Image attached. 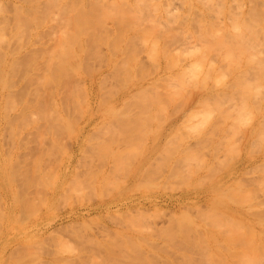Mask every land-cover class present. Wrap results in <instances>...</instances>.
Here are the masks:
<instances>
[{
	"label": "rangeland",
	"instance_id": "obj_1",
	"mask_svg": "<svg viewBox=\"0 0 264 264\" xmlns=\"http://www.w3.org/2000/svg\"><path fill=\"white\" fill-rule=\"evenodd\" d=\"M159 1L163 3L159 11H170L167 27L175 35L170 41L171 47L176 49L180 42L190 47L202 41L198 37L200 22L195 19L189 21V18L195 10L201 12L199 6L212 0H195L197 5L194 8L184 0ZM135 2H122L120 8L127 13L129 22L137 13L146 21L145 26L149 27L153 24L154 12L148 6L144 9L135 6ZM109 3H113V0H108L104 5ZM229 5V12L220 14L216 9L210 10V16L220 24L224 22V26L243 17L249 20L255 7L264 8V0H230ZM9 8V19L13 21L15 7L11 5ZM112 21L110 18V30L117 27ZM59 22H50L53 29L49 23L47 27L41 26L35 41L19 51V57L15 54L22 62L18 70L8 67L10 60L7 57L11 54L6 56L5 51H0V75L5 68L8 78L7 85L0 83V264H264V67L260 68L264 66V54L261 51H243L246 55L243 66H247L243 70L241 68V73L238 66L241 63L236 65L238 58L227 56L228 51L227 54L225 51H204V54L208 53V61L203 58L205 56L201 51H194V55L193 51H162L159 54L158 51H149V42L144 40V35H139L131 40L137 51H114L107 42H100L98 46H101L99 48L100 53H103L102 59L105 58V62L102 60L104 63L100 62L99 54L98 57L93 55L95 51L90 52L92 55L88 62L86 56L90 53L85 55L88 51L85 54L82 51L81 58L78 54V57L74 56L77 60L71 57V64L74 62L77 66H86L88 62V67L76 66L77 71L74 69V74H70L67 81L65 74L73 71L71 69L75 65L72 64L67 72L63 69L65 73L62 74L61 70V78L58 82L55 80L57 84L52 82L44 86V75L49 72L51 74V71L55 73L50 70L49 63L56 61L58 56L55 54H59V51L55 54L51 51L61 37L63 21L61 24ZM56 23L61 25V32L57 30L59 25L56 26ZM53 25L57 27L56 33ZM55 34L59 35L58 39ZM18 44L15 38L8 43L11 47ZM39 49L44 51H35ZM252 49L259 50L257 47ZM84 55L87 59L85 62ZM153 56L159 62H155ZM62 57L59 54V58ZM201 57L203 63L207 61L205 65L200 63ZM127 58L131 59L130 62ZM107 59L109 63H106ZM139 63L148 64L151 71L148 66L142 67ZM188 63H192L189 68L186 66ZM211 63L216 66L215 69L211 66L214 73L209 69ZM191 67L193 72L189 71ZM207 67L211 75L203 70ZM232 67L237 68L236 72ZM237 71L241 75L237 76ZM103 73L110 74H104L103 79ZM174 74L177 79L174 78L175 82L172 83L169 80ZM242 74L247 79H242ZM183 76H187L185 83L190 85L191 81L193 83L197 80L199 85L191 84L193 87L190 88L181 83ZM154 77L160 81L168 79L170 84L182 86L179 88L185 95L189 89L191 92L184 96L186 98L184 94L174 97L176 85H169L171 90L168 87V94L169 90L173 91L170 96L165 90L169 83L162 81L163 85H160L158 81L154 82ZM235 79L241 88L244 84L243 88L252 86V90H256L257 95L251 94L254 92L252 90L249 94L254 99L248 96L249 90L248 93L240 87L241 90H236L239 84ZM230 81H235L233 84L236 83V88L231 86ZM147 84L151 87L149 90L145 88L146 92L155 94L161 91L162 98H165V92V99L169 101L166 107L163 101V104L158 101L157 105L154 104L160 99L159 94L158 99L151 100L154 94L149 98V92H142ZM50 87L53 93L48 91ZM138 88L142 91L135 95L134 91H138ZM185 88L188 89L186 92ZM261 89L262 94H259ZM224 91L229 97H223ZM232 91L241 92L240 96H244L242 92L245 95L247 93V98L251 99L246 100L245 96L244 99L247 103L252 100L250 108L255 107L253 112L250 110L245 113L244 106H241L244 99L237 97L239 93L233 97L230 94ZM198 92L201 98H208L200 102L201 98L194 96ZM143 94H148L145 96L147 99L143 98L144 102L150 101L148 105H154L150 109L148 105L143 107L146 104L141 101L135 102L137 99L143 100ZM44 95L51 96L48 102ZM23 102L29 105L24 106ZM160 105L164 106L162 111L157 110ZM257 105L261 114L256 113ZM203 106L210 109H202ZM112 108L117 109V112ZM138 108L142 111L146 109L144 112L151 111V114L147 113L144 119L141 117L144 113ZM46 109L52 113L47 115ZM205 109L210 110L211 115H208V111L204 113ZM248 112H252V116ZM145 123H149L150 127L147 128ZM254 127H258L257 130L254 131ZM158 131L163 132L160 134ZM156 135L159 137L155 138V142L153 137ZM124 150L126 153H122ZM155 154L160 158H156ZM145 167L148 168L147 172ZM27 168L35 182L32 180L29 187L30 182L25 185L26 178H23L29 175L26 173V176L21 177L23 171L28 172ZM10 177L11 181L8 180ZM61 193L67 195L66 198H60ZM215 208H219V211ZM177 215H180L181 220ZM188 216L196 224H189ZM222 217H225L227 225ZM228 217L234 221L229 223L231 226L233 223H236L235 227L238 226L231 233L232 241L226 238L225 232L220 233L222 227H231ZM186 218L189 221L186 220L187 225L184 226L185 223L183 225L180 222ZM219 223H222V227L218 226L220 231L217 233ZM196 225L202 228L197 230ZM249 225L256 233L262 232V235L251 233L248 236L244 231L248 230L246 226ZM230 229L234 231L233 227ZM213 235L215 237H211ZM36 236L37 244L38 240H44L41 245L33 242ZM129 236H135L136 241H132ZM137 238L143 240V243L146 241V244L142 243L141 247ZM212 238L217 241L220 239L219 242L223 244L216 243ZM253 239L259 245L255 251L247 244L254 242ZM132 243L136 247L133 249L137 251L129 248ZM218 243L226 246L222 252L224 256L216 248ZM227 244L235 246L237 253H232L233 248L229 251Z\"/></svg>",
	"mask_w": 264,
	"mask_h": 264
},
{
	"label": "bare ground",
	"instance_id": "obj_2",
	"mask_svg": "<svg viewBox=\"0 0 264 264\" xmlns=\"http://www.w3.org/2000/svg\"><path fill=\"white\" fill-rule=\"evenodd\" d=\"M108 0H23V1H20V0H0V51H5V54H6V56H7V54H11V56H9V57H7V59H9L10 61H9V66L8 67H10V68H13V69H15V70H18L19 68H20V66H21V64H22V62L20 61V59L18 58L19 57V51L21 52V51H23L24 50V48H25V46L27 45V44H29V43H31V41H35V39H36V37H37V35H38V30L40 29V27L41 26H45V27H47L48 25L50 26L51 25V21L52 22H54V24H55V21L57 22H61V21H63V22H61V23H63V24H61L60 22H59V24H61V25H63L62 27H61V25H59L58 23H56L57 25L56 26H58V28L57 27H55V25H53L54 26V32H55V30H56V28H57V30H59V32H61L60 30L61 29H59L60 27L62 28V33L60 34L61 35V37H59L60 39H59V41L57 40L56 41V43H57V45L56 44H54L56 47H53L54 45H51L52 47H53V49L51 50V46L48 48L49 50H51V51H53V53L54 52H58L59 51V54H61V56L63 55V57L62 58H59V54L58 53H54L56 56H58L57 57V60L56 61H52L51 63H49V67H50V70H53V71H55V73L54 74H52V71H51V74H50V72H49V74H45L44 75V77H43V80H42V82L44 83L43 85L44 86H46V84L47 85H49L50 83H54L55 82V84H57V82H58V79L59 78H61V70H62V74L63 73H65V72H67L69 69H71L72 68V64L74 63H72L71 64V60H72V58L74 57V56H76L77 54H78V56L80 55V53L83 51H85L84 52V54L86 53V51H88L85 55H87V54H89L91 51L93 52V51H95V53L93 54L94 56L96 55L97 56V54H99L98 56L101 58L100 59V62L104 59V62H105V58H103L102 59V55H103V53L101 52L100 53V48L99 47H101V46H98L99 45V43L100 42H107V44H109L110 46H111V48H112V50H114V51H125V52H127V51H137L136 49V47L134 46V48H133V46H132V44H131V40H133V39H136L137 37H139V35H144L143 36V38H144V40L145 41H148L149 42V51H154V52H157V53H159L160 54V52H168V51H181V53H182V51H193L192 52V54L194 53V54H196L195 52L196 51H201L202 52V54H204V53H206V51H228V54H227V52H226V54H227V56H229L230 55V57H234V56H236V59L238 58V60L237 61H239V62H236V65H238V64H240V65H238L239 67H240V70H241V68H242V70L243 69H245L246 68V66L247 65H244L243 66V62L246 60V58H245V54H244V52L243 51H261V53L262 54H264V46H262V45H264V37H261V35H259V31H261V33H263L264 34V8H262V9H257V7H255V9L250 13V15H251V18L248 20V19H246L245 17H243L242 19L241 18H239V19H237V20H235L231 25H228V26H224V22H221V24L219 23V22H217V21H215V20H213V17H211L210 16V14H209V12H211V11H213V10H217L218 12H220V14L222 13V12H229L230 11V5H229V2H230V0H212L211 2L210 1H207V3H205V5H202V6H199V9H200V13H197L196 12V10L194 11V14H193V16L192 17H190L189 18V21H192L193 19H195V20H197V21H199L200 22V24L198 25V28H199V30H200V32H199V38L202 40L200 43H195L193 46H190L189 47V45H187V44H184L183 42H180V45L179 46H177V48L176 49H174L175 47H171V45H170V41H171V39L173 38V37H175V35H174V33H172L171 32V30L167 27V24H169L170 23V18H169V16H170V11H167V13L165 12V11H159V9L162 7V5H163V3L162 2H160L159 0H136V2H135V6H139V7H141V8H146L147 6L154 12V14L152 15V20H153V24H151L149 27L148 26H145L146 25V21L142 18V17H139L138 16V14L137 13H135L134 15H133V18L130 20V22L128 21V15H127V13L125 12V11H123V10H121V8H120V5H121V3L122 2H133L134 0H113V3H109V4H107V5H104L106 2H107ZM198 1V0H197ZM201 1H203V0H201ZM184 2L185 3H188V4H190L191 6H192V8H194V6H196L197 4H196V2H195V0H184ZM247 2H249V1H247ZM13 6L14 5V15H13V21H11L10 19H9V12H10V8H9V6ZM58 9H56V8ZM56 9V10H55ZM211 10V11H210ZM62 11H63V13H62ZM214 13V12H213ZM59 15H61V16H59ZM110 18H112L113 19V21L112 22H114V24H116L117 25V27H115L113 30H110V28L111 27H109V20H110ZM49 23V24H48ZM48 24V25H47ZM47 25V26H46ZM50 28H52L51 26H50ZM53 29V28H52ZM112 29V28H111ZM56 33V32H55ZM58 33V32H57ZM260 33V34H261ZM54 34V33H53ZM55 35H57V34H55ZM58 36L59 35H57V37H56V39H58ZM38 37H40V36H38ZM13 38H15L16 40H18L19 41V44H18V46H16V47H11V46H9L8 45V43L13 39ZM103 42V43H104ZM106 44V43H105ZM103 47V46H102ZM107 47V46H106ZM252 47H257V48H259V50H254V49H252ZM103 49V48H102ZM107 49H109V48H107ZM106 50V49H105ZM35 51H44V49H39V50H35ZM97 51H99V52H97ZM103 51H104V49H103ZM107 51H109V50H107ZM195 51V52H194ZM205 51V52H204ZM236 51H239V52H236ZM60 52H62V53H60ZM174 52V53H175ZM204 52V53H203ZM18 54V57L16 56L17 54ZM48 53H51V52H49L48 51ZM181 53H180V55H181ZM186 53V52H185ZM184 53V54H185ZM222 53V52H221ZM224 53V52H223ZM16 54V55H15ZM54 54H52V55H54ZM58 54V55H57ZM101 54V55H100ZM126 54V53H125ZM128 54V53H127ZM136 54H138L137 52H136ZM155 54V53H154ZM153 54V55H154ZM168 54V53H167ZM170 54V53H169ZM193 54V55H194ZM208 54V53H207ZM207 54H204V56L205 57H203V58H207ZM54 55V56H55ZM85 55H84V62L85 61H87V59H88V62H89V60H90V57H91V55H92V53H90L89 54V56H86L87 57V59H86V57H85ZM135 55V54H134ZM171 55H172V53H171ZM176 55H177V53H176ZM179 55V54H178ZM183 55V54H182ZM199 55V54H198ZM55 56V57H56ZM78 56H76V57H78ZM82 56H83V54H82ZM97 56V57H98ZM102 56V57H101ZM128 56V55H127ZM151 56H152V52H151ZM161 56V55H160ZM175 56V55H174ZM72 57V58H71ZM76 57H74L73 59H75ZM80 58H81V55L79 56ZM138 57H140V56H138ZM137 57V59H140V58H138ZM153 57H155V62H159V61H157V60H159V59H157L156 60V56H153ZM157 57H159V56H157ZM164 57V56H163ZM168 57H170V55L168 56ZM166 58H167V56H166ZM165 58V59H166ZM172 57H170V59H171ZM177 58V57H176ZM180 58V57H179ZM202 57H201V64L204 62L202 59H203ZM56 59V58H55ZM128 60V62H130V58H127ZM136 59V58H135ZM197 59H198V57H197ZM75 60H77V58L75 59ZM109 60H111V58L109 59ZM109 60L107 59V61H106V63L108 62L109 63ZM140 60H142V59H140ZM180 60V59H179ZM178 60V61H179ZM207 61H208V58L206 59ZM132 61H134V59L132 60ZM131 61V62H132ZM153 61V60H152ZM172 61V60H171ZM176 61V60H175ZM177 61V62H178ZM203 61V62H202ZM207 61H205V63H203L204 65L206 64V62ZM77 62H79V61H77ZM76 62V63H77ZM80 62H83V61H80ZM87 62V63H88ZM103 62V61H102ZM101 62V63H102ZM103 62V63H104ZM137 62H139V61H137ZM234 63H235V61H233ZM87 63H85L86 64V66L85 65H81L82 67L83 66H85V67H88V65H87ZM105 63V64H106ZM112 63V62H111ZM114 63H115V61H114ZM140 63H142V61L140 62ZM139 63V65H143V64H145V63H143V64H140ZM166 63V62H165ZM164 63V64H165ZM180 63V62H179ZM182 63H183V61H182ZM184 63H185V61H184ZM238 63V64H237ZM78 64V63H77ZM80 64V63H79ZM115 64H117V63H115ZM137 64V63H136ZM172 64H174L173 62H172ZM192 64V63H191ZM191 64H189L188 63V65H186L188 68H189V65H191ZM229 64V63H228ZM75 64H73V66H74ZM110 65H112V64H110ZM114 65V64H113ZM138 65V64H137ZM158 65V67H159V65L160 64H157ZM181 65V64H180ZM204 65L202 66V68L204 67ZM264 65V64H263ZM48 66V65H47ZM77 65H75L74 67H73V69H71V70H73L72 72H70L69 71V73L66 75L65 74V76H67V77H65V78H67V81L69 80L68 78L69 77H71L72 76V73L73 72H75V70L74 69H76V71H77V68H81V66L80 65H78L77 66V68H75ZM114 66H116V65H114ZM114 66H112V67H114ZM148 66V64L147 65H143L142 67H147ZM182 66V65H181ZM185 66V64H184V67H186ZM211 66L212 67H214V69L216 68V66L214 65L213 66V64L211 63L210 64V68L209 69H211V71L212 70H214L213 68H211ZM237 66V67H238ZM242 66V67H241ZM131 67H133V65H131ZM161 67V66H160ZM159 67V68H160ZM166 67H167V64H166ZM174 67V66H173ZM173 67H171V68H173ZM175 67H177V66H175ZM180 67V66H179ZM183 67V68H184ZM186 67V68H187ZM230 67V66H229ZM243 67H245V68H243ZM261 67H264V66H260V68ZM134 68V67H133ZM202 68H200V72L202 71ZM218 68V67H217ZM65 70V72H64V70ZM138 69H140V66H139V68ZM169 69V68H168ZM177 69V68H176ZM192 69V67L189 69V71H192L193 72V70H191ZM233 69H235L234 67H232V70ZM237 69V68H236ZM236 69H235V72H236ZM239 69V68H238ZM3 70V72L1 73V75H0V83L2 84V85H7L8 84V78H7V74H6V69L5 68H3L2 69ZM46 70H47V68H46ZM142 70V69H141ZM148 70H150L151 71V69L149 68V66H148ZM178 70V69H177ZM184 70H186V69H184ZM203 70H205L206 72H208V75H211L212 74V72L211 71H209L208 70V67H207V69H203ZM242 70H241V73H243L242 72ZM247 70V69H246ZM245 70V71H246ZM143 71V70H142ZM145 71V73L147 74L148 72H146V70H144ZM171 71V70H170ZM174 71V70H173ZM187 71H188V69H187ZM186 71V72H187ZM204 71V72H205ZM216 71V73H217V70H215ZM219 71V70H218ZM47 72H48V70H47ZM113 72V71H112ZM152 72H153V70H152ZM174 72H176V70L174 71ZM179 73L181 72V71H178ZM177 72V73H178ZM185 72V71H184ZM183 72V73H184ZM199 72V73H200ZM206 72H205V74H206ZM209 72H211V73H209ZM235 72H233L234 73V75H235ZM238 72V71H237ZM247 72V71H246ZM156 73V71H154V74ZM161 73V72H160ZM159 73V74H160ZM163 73V72H162ZM178 73V74H179ZM214 73V72H213ZM241 73L239 74V72L237 73V76H239V75H241ZM70 74H71V76H70ZM74 74V73H73ZM108 75V74H110V73H103V75ZM164 74V73H163ZM168 74H170V73H168ZM167 74V75H168ZM176 74V73H175ZM175 74H174V76H175ZM186 73H184V75H185ZM239 74V75H238ZM244 74H245V72H244ZM244 74H242V79H247V78H244ZM105 75L103 76V79L105 78ZM148 76L150 75V74H147ZM167 75H165V76H167ZM177 75V74H176ZM180 75H182V74H180ZM233 75V76H234ZM48 76V77H47ZM156 76H158V74L156 75ZM170 77V79L171 80H169L170 82H172V81H174L175 82V79H177V76H175V77ZM232 76V77H233ZM262 76H263V80H264V75L262 74ZM159 77V76H158ZM158 77H156V78H158ZM162 77H164L163 75H162ZM187 77V76H186ZM184 78V76L182 77V80H183V82H181V83H185V80L187 79V78ZM196 77H198V75H196ZM208 77H211V76H208ZM236 77V76H235ZM64 78V79H65ZM166 78V77H165ZM168 78H169V76H168ZM173 78V79H172ZM175 78V79H174ZM225 78H228L227 76L225 77ZM148 79H152V78H148ZM155 81V83L158 81V83L160 84V85H163L162 84V81H160L161 79H160V77H159V79L157 80V79H155V77L153 78ZM198 79V78H197ZM233 79V78H232ZM236 79H238L239 80V77H237ZM235 79V81H236V83L238 82L237 80ZM57 82H56V81ZM66 80V79H65ZM78 80H80L79 78H78ZM134 80V79H133ZM160 81V82H159ZM167 82V83H169V81H168V79L167 80H164L163 82ZM195 82L197 81V80H194ZM227 82L229 81V80H226ZM235 81H233V83L235 82ZM241 81V80H240ZM79 82H81V80L79 81ZM78 81H77V83H79ZM130 82V81H129ZM128 82V83H129ZM134 81H132L131 83H133ZM165 82V83H166ZM188 82V81H187ZM195 82H193L192 83V81H191V84H193V86H194V84L196 85V84H198L197 82L195 83ZM223 82V81H222ZM221 82V83H222ZM231 82V81H230ZM229 82V83H230ZM242 82V81H241ZM244 82V81H243ZM153 83V82H152ZM173 83V82H172ZM188 83H190V81L188 82ZM232 82H231V86H233L234 84H233ZM236 83H235V85H236ZM244 83H246V82H244ZM54 84V85H55ZM79 84H82V83H79ZM190 84V85H191ZM201 84H202V82H201ZM201 84H200V86H201ZM223 84V83H222ZM222 84H221V86H222ZM226 85H227V83H225ZM237 84H239V83H237ZM172 85V84H167V87H166V91H167V89H168V87L170 88V90H171V87L170 86ZM176 85V84H175ZM175 85H172V87L173 86H175ZM182 85H184V84H182ZM185 85H187V86H190L189 84H187V83H185ZM185 85H184V87H185ZM199 85V84H198ZM198 85L197 86H195V87H198ZM230 85V84H229ZM234 85V87L236 88V86ZM241 84H239V86H237V88H241V86H240ZM243 85V87L245 86L244 84H242ZM193 86H190V88H192ZM200 86H199V88H200ZM230 86V87H231ZM151 87V86H150ZM150 87H149V85L147 84L146 85V87L144 86V88H143V91H142V89L140 90L139 88V90L137 91L136 89V91H134V93H135V95H136V93H141V91L142 92H146V90H149L150 89ZM180 87V86H179ZM177 85H176V87H174L175 89H176V93H175V91H174V93H173V95H174V97H177V95L178 96H182L184 93H182L181 91H183V90H181L180 91V88L182 87H180L179 88ZM183 87V88H184ZM204 87H205V85H204ZM234 87H232V88H234ZM241 88L242 89V91H245L246 90V92L248 93V90L250 91V90H252V86H250V87H247V89H245V88ZM47 88H49L48 86H47ZM46 88V90H48ZM57 88H58V86H57ZM145 88H146V90H145ZM163 88H164V86H163ZM174 88H173V90H174ZM179 88V89H178ZM186 88H188V87H186ZM184 89V91L185 90H188V89ZM202 88H203V86H202ZM206 88V87H205ZM205 88H203V89H205ZM207 88H209V87H207ZM220 88V87H219ZM229 88V87H228ZM236 89L237 91H239V90H241V89ZM249 88V89H248ZM210 89V88H209ZM225 88H223L222 90H224ZM52 90H53V88H52ZM169 90V93L171 94L173 91H170ZM180 91V92H177V91ZM190 90V89H189ZM188 90V92H186V95L187 94H189V92H191V90L189 91ZM198 89L196 88V91H197ZM206 90V89H205ZM229 90V89H228ZM226 91V92H228L229 93V91ZM231 90H234V89H231ZM230 90V91H231ZM49 92L51 91V87H50V90H48ZM127 91H129V89L127 90ZM207 91V90H206ZM205 91V92H206ZM252 91H256L255 89L254 90H252ZM150 94H149V98H151V96L150 95H153L154 94V92H151V91H148ZM148 92H146V93H148ZM161 91H159V92H157V93H155L153 96H152V98H151V100H153V99H155L156 100V98H157V95H158V98H160L159 100H156V102H155V100L154 101H152L151 103L153 104V102H155L154 104H156L157 105V101L158 102H160L161 103V101H163L164 102V106L166 107V105H167V103L169 102V101H167V99H165L166 98V95H165V92L163 93V95L165 96V98H162V96H160V93ZM193 92V91H192ZM202 91H200V93H201ZM208 92V91H207ZM225 91H224V93H222V94H225L226 93ZM233 92V91H232ZM251 93V91L248 93V96H250L251 98L253 97V99H254V96H252V95H249L250 93L251 94H256L257 95V92H255V93ZM51 93H53L52 91H51ZM50 93V94H51ZM133 93V94H134ZM177 93H179V94H177ZM210 93V92H209ZM235 93H239L238 95L239 96H237V94H235ZM233 92V93H230V94H232L233 95V97H235V96H237V97H242V99H244L245 97H246V100H248V98L249 99H251L250 97H248L247 98V93H246V95L242 92V95H244V96H240V94H241V92ZM259 94H262V89H261V91L260 92H258ZM145 94V93H144ZM143 94V96L141 97L142 99L147 95L148 96V94H146V95H144ZM167 94H168V91H167ZM170 94H168V95H170ZM193 94V93H192ZM192 94H190V96L192 95ZM196 94V93H195ZM194 94V96H195V98L198 96V97H200V94H199V92L195 95ZM203 94V93H202ZM52 95V94H51ZM167 95V96H168ZM185 94L183 95V97L184 96H186ZM235 95V96H234ZM89 96V95H88ZM146 96V97H147ZM154 96H156L155 98H153ZM160 96V97H159ZM171 96V95H170ZM189 96V97H190ZM194 96H192V98L194 97ZM206 96H209V97H211L209 94L207 95L206 94ZM229 97V95H224L223 97ZM51 96L50 95H44V98H45V101H49V98H50ZM145 97V98H146ZM263 98H264V90H263V96H262ZM157 98V99H158ZM181 98V97H180ZM184 98H186V97H184ZM183 98V99H184ZM195 98H193V100L195 99ZM201 98V97H200ZM205 98V99H204ZM204 98H201L200 99V102L201 101H204V100H206L208 97H204ZM221 98H222V96H221ZM16 99V98H15ZM147 99V98H146ZM162 99H165V101L164 100H162ZM189 99V98H188ZM204 99V100H203ZM220 99V98H219ZM17 100V99H16ZM23 100V99H22ZM25 100V99H24ZM174 100V99H173ZM186 101H188L187 99H185ZM193 100H192V102H193ZM199 100V99H198ZM246 100L244 99V101L242 100V102L243 103H245V105L248 107L247 109H246V106L245 105H243V103H242V107H243V109L244 110H246L245 111V113L247 112V111H252L253 110V108H255V107H253L252 109L250 108L251 107V101H250V103L248 102H246ZM28 101V100H27ZM142 102V103H144V104H146L145 106H143V107H146L148 104H150V101H149V103H148V101L147 102H144V99L143 100H141V99H137V101H135V102ZM175 101H176V98H175ZM175 101L173 102L174 104H175ZM190 101V100H189ZM219 101V100H218ZM29 102V101H28ZM27 102V104L25 103V102H23L24 103V106H25V104L26 105H29V103ZM46 102V103H47ZM116 102V101H115ZM134 102V103H135ZM167 102V103H166ZM199 102V101H198ZM37 103V102H36ZM36 103H35V106H36ZM114 103V102H113ZM142 103H139V104H142ZM159 103V104H160ZM48 104V103H47ZM144 104H142V105H144ZM161 104H163V103H161ZM172 104V103H171ZM250 104V106H248ZM252 104H254V103H252ZM256 104V103H255ZM21 105V104H20ZM37 105H39V104H37ZM49 105V104H48ZM116 105V104H115ZM114 105V106H115ZM142 105H141V107H142ZM156 105H155V107H156ZM30 106H31V104H30ZM51 108H52V106L51 105H49ZM110 106V105H109ZM114 106H113V108H114ZM149 106V105H148ZM147 106V107H148ZM152 106V105H151ZM151 106H149V109H150V107ZM154 106V105H153ZM152 106V107H153ZM164 106L162 105V107H163V109H164ZM172 106V105H171ZM170 106V107H171ZM254 106V105H253ZM259 105H257V112H256V110H255V112L257 113V114H261V112L259 113V111H258V109L260 110V108L258 107ZM27 107V106H26ZM29 107V106H28ZM140 107V106H139ZM140 107V108H141ZM162 107H161V105L157 108V110H160V111H162L163 109H162ZM169 107V106H168ZM204 107H206V109L208 108L207 106H203L202 107V109L204 108ZM241 107V108H242ZM111 108V107H110ZM109 108V109H110ZM112 108V109H113ZM117 108V107H116ZM140 108H138V110L140 109ZM263 108V107H262ZM50 109V108H49ZM49 109L47 110V111H49ZM144 109V108H143ZM152 109V108H151ZM162 109V110H161ZM205 109V111H204V113H206L207 111H208V115H211V112H210V110H206ZM208 109H210V108H208ZM25 110V109H24ZM27 110V109H26ZM25 110V111H26ZM113 110H115L116 112H117V109H113ZM113 110H111V111H113ZM144 110H146V109H144ZM144 110L142 111L141 109L139 110L140 112H143L144 114H141V113H139V114H141L140 116L141 117H144V119H146L145 118V115L146 116H148L149 114H151V113H149V112H151V111H149V112H144ZM153 110V109H152ZM238 110H239V108H238ZM262 110V109H261ZM46 111V114L47 115H50L51 113H50V111L49 112H47ZM115 111L113 112V113H115ZM138 111V112H139ZM253 112V111H252ZM250 113V112H248L251 116H252V114L253 113ZM264 112V111H263ZM33 113H35V112H33ZM36 113H37V111H36ZM147 113H148V115H147ZM210 113V114H209ZM244 113V114H245ZM255 113V114H256ZM207 114V113H206ZM244 114H243V116H244ZM254 114V115H255ZM256 114V115H257ZM264 116V115H263ZM143 119V118H142ZM244 119V118H243ZM149 121V120H148ZM256 122V121H255ZM162 124V123H161ZM172 124V123H171ZM171 124H169V125H171ZM145 125H148V127L147 128H149L150 126V124L148 123H145ZM168 125V124H167ZM253 126V125H252ZM255 126H257V122H256V125ZM161 127V126H160ZM169 127V126H168ZM177 127V126H176ZM176 127H175V129H176ZM256 128H258V127H254V131H255V129ZM160 129V128H159ZM165 130V129H164ZM257 130V129H256ZM167 131V130H166ZM165 131V132H166ZM173 131H174V129H173ZM160 134H161V132H163V131H158ZM157 132V135H159L160 136V134ZM164 132V133H165ZM169 133V135H171L170 133L171 132H168ZM156 135V136H157ZM168 135V136H169ZM142 136H143V134H142ZM153 137L154 138V140L153 141H157L156 139H158V137L159 136H157V137ZM162 137H163V134H162ZM156 138V139H155ZM163 141V140H162ZM150 142H152V140L150 141ZM160 143V142H159ZM151 144V143H150ZM153 145V144H152ZM161 145V144H160ZM160 145H159V147H160ZM164 145H166V143L164 144ZM158 148V147H157ZM150 150H151V148H150ZM149 150V151H150ZM156 150V149H155ZM157 150H159V149H157ZM123 152H125V150L124 151H122V153ZM152 152V151H151ZM155 152V151H154ZM126 153V152H125ZM156 153V152H155ZM161 155H163V153H160ZM157 155H159V153L157 154ZM160 156V155H159ZM159 156H157L158 158H160ZM128 157V156H127ZM130 157H131V155H130ZM133 157V156H132ZM155 157H156V154H155ZM154 157V158H155ZM156 157V158H157ZM135 158V157H134ZM152 158V157H151ZM149 159H150V157H149ZM140 160V159H139ZM145 164V163H144ZM143 164V165H144ZM136 165V164H135ZM141 165H142V163H141ZM150 167H153V166H150ZM155 167V166H154ZM153 167V168H154ZM139 168V166L137 167V169ZM145 169V172H147V167H145L144 168ZM144 169H143V171H144ZM27 170H28V168H27ZM26 171V170H25ZM25 171H23L22 172V170H21V174H23L21 177H23V176H26V173H27V176L28 177H23V178H26L25 179V183H27V184H25V185H28V183H29V185H28V187L30 186V184H32L31 182H32V180H33V182H34V179H31V177H33L34 178V176H32L31 175V177H30V174L31 173H29L30 171L28 170V172H25ZM150 172V170L148 171V173ZM29 173V174H28ZM145 175H146V173H145ZM147 175H149V174H147ZM232 175V174H231ZM16 177V176H15ZM38 177V176H37ZM36 177V178H37ZM233 177V176H232ZM4 178V177H3ZM28 178H30V181L28 180V181H26ZM35 178V179H36ZM11 177H10V179H8V180H10L11 181ZM229 179V178H228ZM230 180V179H229ZM226 181H227V179H226ZM35 183V182H34ZM51 183V182H50ZM54 184H55V182H54ZM12 185V184H11ZM24 185V184H23ZM56 185V184H55ZM13 186V185H12ZM27 186H26V188H28ZM58 195H59V193H58ZM61 195H62V193H61ZM66 196L67 195H62V196H60V198H66ZM8 198V197H7ZM71 198H68L67 200H70ZM60 200V199H59ZM56 204V203H55ZM9 205V204H8ZM29 206V205H28ZM26 207L27 209L29 208V207ZM55 206V205H54ZM212 206V205H211ZM211 206L209 207V209H211ZM215 206V205H214ZM157 207V206H156ZM155 207V208H156ZM160 207V206H159ZM216 207H218V206H216ZM11 208V207H10ZM158 208V207H157ZM156 208V209H157ZM214 208V207H213ZM212 208V209H213ZM219 208H215V210H217V212L219 211L218 210ZM8 210H9V208H8ZM141 210V209H140ZM14 211H15V209H14ZM25 211V210H24ZM185 212V211H184ZM183 212V216L185 217V213ZM215 212V211H214ZM216 212V213H217ZM8 213V212H7ZM15 213H16V211H15ZM190 217L192 216V215H190L189 213H187ZM181 216H182V213L180 214ZM179 215V216H180ZM10 216V215H9ZM178 216V215H177ZM178 216V217H179ZM182 216V217H183ZM188 216V217H189ZM220 216H223V215H220ZM187 217V218H188ZM188 218L189 220H190V222H189V224H191L192 225V223H195V221L193 222V220H195V219H193V216L191 217V218ZM8 218V217H7ZM181 217H179V219H180ZM187 218L186 219H184L185 221H183V222H180V220H178L180 223H183V225H184V223H185V225L184 226H186L187 225V223H186V220H187ZM222 218H224V222H226L225 223V225H227V221H225V217H222ZM229 218V221H228V224L229 223H231L232 221H233V219H232V217H228ZM228 218L226 219V220H228ZM183 219V218H182ZM189 220H187V221H189ZM192 220V221H191ZM231 220V221H230ZM259 221H262V220H259ZM234 222V221H233ZM198 223V222H197ZM196 224V223H195ZM233 224H234V226H233ZM232 224V226L231 227H229L228 228V226L226 227V228H224V229H222L223 227H222V223H219L218 225H217V227L220 225V227H222L221 229H220V227H218V231H217V233H219V231L220 230H223V231H220V233L221 232H225L226 233V238L227 239H229L230 241H232V237H233V235H231V233H234L235 232V228H237V227H235V224L236 223H233ZM26 226V225H25ZM198 225H196L195 226V228L198 230V228L199 229H201L202 227H199V226H201L200 224H199V226L197 227ZM233 227V229H234V231L233 230H231L230 228H232ZM235 227V228H234ZM28 228V227H27ZM22 229H23V227H22ZM220 229V230H219ZM238 229V228H237ZM246 229H248V230H245L244 232L246 233V234H248V236H251L252 234L251 233H253L254 235H256V234H261L262 235V232H258V233H256V231H255V229L253 228V229H251V226L249 225V226H246ZM24 230V229H23ZM0 231H1V229H0ZM26 231V230H25ZM32 231H34V230H32ZM213 232V231H212ZM27 233V232H26ZM36 233V232H35ZM214 233V232H213ZM213 233H211V234H213ZM224 233V234H225ZM3 234V233H2ZM28 234H29V232H28ZM125 234H126V232H125ZM128 234V233H127ZM223 234V233H222ZM24 235H25V232H24ZM36 235V234H35ZM34 235V236H35ZM40 235V234H39ZM260 235V236H261ZM0 236H1V234H0ZM30 236V235H29ZM38 236V235H37ZM37 236H36V238H35V240L33 241V242H35V244H37L36 243V239H37ZM41 236V235H40ZM220 236V235H219ZM30 237H33V236H30ZM39 237V236H38ZM122 237H124V234L122 233ZM125 237L126 238H128V236L127 235H125ZM130 237V236H129ZM211 237H215L214 235L213 236H211ZM222 237V236H221ZM26 238H29V237H27L26 236ZM40 238V237H39ZM38 238V239H39ZM41 238H43L44 239V237H42L41 236ZM218 238V237H217ZM222 238H224V237H222ZM221 238V241L223 240ZM242 238H245L246 239V237L245 236H242ZM255 238V237H254ZM30 239V238H29ZM130 239L132 240V241H136V237L135 236H131L130 237ZM212 239H214V240H216L215 238H212ZM127 240V239H126ZM137 240H138V238H137ZM213 240V241H214ZM254 240V239H253ZM8 241V240H7ZM32 241V240H31ZM44 242V240H42V239H40V240H38V244L39 245H41L43 242ZM140 241H141V244H140ZM145 241V240H144ZM219 241H220V239H219ZM219 241H215L216 243L217 242H219ZM250 241H251V239H250ZM6 242V241H5ZM4 242V243H5ZM128 242V241H127ZM138 242H139V245H141V247L143 246V244L145 245L146 244V241L143 243V240H138ZM148 242V241H147ZM215 242H214V244H215ZM246 242V241H245ZM245 242H244V244H245ZM4 243H2V244H4ZM41 243V244H40ZM143 243V244H142ZM219 243H222V242H219ZM217 244L216 245V248H218L219 250H220V252H221V254H222V256H224L223 255V250H225V245H221V244ZM231 243V242H230ZM250 243V242H249ZM249 243H247L249 246H250V249L251 250H253V251H255L257 248H258V244H256V241L254 240V242L252 241L251 242V244H249ZM30 244V243H29ZM37 244V245H38ZM134 243H132V246H129V248L130 249H133V248H136V247H134V245H133ZM223 244V243H222ZM128 245H131L130 243L128 244ZM248 245L247 246H245V247H248ZM137 246V245H136ZM222 246H224L223 248L224 249H222L221 247ZM261 246H262V244H261ZM260 246V247H261ZM132 247V248H131ZM243 247V246H242ZM138 248V247H137ZM233 248V249H232ZM138 249H140V246H139V248ZM227 249L229 250V251H231V249H232V253H234L235 252V254L237 253V251H235V246H233L232 247V245L231 244H227ZM250 249H248V250H250ZM133 250H136L137 251V249H133ZM218 251V250H217ZM225 252V251H224ZM228 253V252H227ZM54 254V253H53ZM212 254H214V253H212ZM225 254V253H224ZM256 254V253H255ZM220 254H218V256H219ZM231 255V254H230ZM55 256V255H54ZM226 256H227V254H226ZM253 256V255H252ZM56 257L58 258V256L56 255ZM231 257H233L232 255H231ZM8 258V257H7ZM1 259V258H0ZM58 260H59V258H58ZM225 260V259H224ZM2 261H4V259L2 260ZM2 261H1V263H2ZM52 261H55V260H52ZM60 261V260H59ZM6 262H8V261H6ZM9 262H10V260H9ZM4 263V262H3ZM9 264V263H8ZM201 264V263H200Z\"/></svg>",
	"mask_w": 264,
	"mask_h": 264
}]
</instances>
